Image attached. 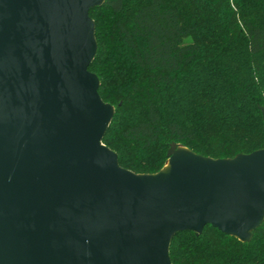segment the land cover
Returning a JSON list of instances; mask_svg holds the SVG:
<instances>
[{"label":"water","instance_id":"water-1","mask_svg":"<svg viewBox=\"0 0 264 264\" xmlns=\"http://www.w3.org/2000/svg\"><path fill=\"white\" fill-rule=\"evenodd\" d=\"M104 0H0V264H171L182 230L246 241L264 219V146L168 168L119 164L89 69ZM264 121V106H261Z\"/></svg>","mask_w":264,"mask_h":264},{"label":"trees","instance_id":"trees-1","mask_svg":"<svg viewBox=\"0 0 264 264\" xmlns=\"http://www.w3.org/2000/svg\"><path fill=\"white\" fill-rule=\"evenodd\" d=\"M89 69L114 106L102 141L155 172L178 144L232 157L264 146V0H104L89 9ZM171 264H264V219L243 241L210 223L178 231Z\"/></svg>","mask_w":264,"mask_h":264},{"label":"bare ground","instance_id":"bare-ground-1","mask_svg":"<svg viewBox=\"0 0 264 264\" xmlns=\"http://www.w3.org/2000/svg\"><path fill=\"white\" fill-rule=\"evenodd\" d=\"M168 165H169L168 162H166L164 169H167Z\"/></svg>","mask_w":264,"mask_h":264}]
</instances>
